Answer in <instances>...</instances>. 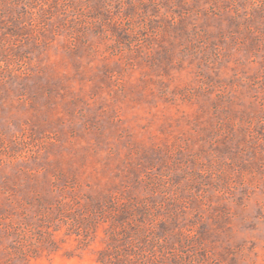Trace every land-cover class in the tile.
Masks as SVG:
<instances>
[{"label": "rangeland", "instance_id": "374dc122", "mask_svg": "<svg viewBox=\"0 0 264 264\" xmlns=\"http://www.w3.org/2000/svg\"><path fill=\"white\" fill-rule=\"evenodd\" d=\"M0 264H264V0H0Z\"/></svg>", "mask_w": 264, "mask_h": 264}]
</instances>
